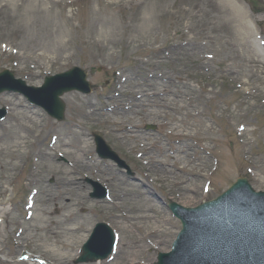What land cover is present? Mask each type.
I'll return each instance as SVG.
<instances>
[{"label":"rangeland","instance_id":"rangeland-1","mask_svg":"<svg viewBox=\"0 0 264 264\" xmlns=\"http://www.w3.org/2000/svg\"><path fill=\"white\" fill-rule=\"evenodd\" d=\"M67 1L72 2L51 6L43 1V8L53 7V12L35 16L29 0H0V72L11 70L38 87L46 76L79 66L93 85L89 96H64V122L22 96H0V108L9 111L0 122V148L5 147L0 151V253L8 258L0 264H76L101 222L125 245L143 248L138 261L154 264L181 230L171 202L196 207L239 178L264 192V0L258 1L259 13L247 0ZM173 119L190 133L199 121L204 127L196 138H179L169 134ZM147 125L156 130L147 131ZM93 134L103 137L132 173L100 159ZM75 136L86 147L81 158L66 145ZM11 138L18 141L11 144ZM183 143L192 146L191 154L202 150L201 171L212 190L206 198L194 191L196 178L181 170L180 162L165 159L164 153L173 156ZM73 171L78 189L66 198L75 217L54 229L66 215L56 212L64 199L62 181ZM120 181L140 195L154 192L157 199L148 214L156 219L141 222L140 229L127 223L139 203L114 208L124 189ZM92 182L109 191L108 199L91 198ZM32 200L37 202L33 210L26 209ZM162 219L170 224L155 236L156 221ZM77 225L83 228L79 240L70 252L63 250L69 237L62 233ZM45 227L60 234L52 236ZM22 252L45 263L14 261ZM123 259L94 264H125Z\"/></svg>","mask_w":264,"mask_h":264},{"label":"water","instance_id":"water-1","mask_svg":"<svg viewBox=\"0 0 264 264\" xmlns=\"http://www.w3.org/2000/svg\"><path fill=\"white\" fill-rule=\"evenodd\" d=\"M5 90L24 92L39 105L43 106L50 115L62 120L64 118L65 107L60 100V96L73 90L89 93L90 86L86 81L85 72L75 68L65 74L48 78L45 87L41 90L28 89L23 82L14 81L9 72H4L0 74V93ZM3 116L4 112L0 111V118ZM96 141L98 152L101 156L118 161L117 156L106 147L100 138H97ZM119 163L121 166H124L121 161ZM242 182L245 181H239L234 189H245L247 196L254 200H259L258 197L264 198L261 195L254 194ZM171 208L183 220L185 231L176 243L173 254L163 257L160 264H177V262L195 264H264V207L257 213L258 219L262 221V225L259 226L261 231V237L259 238L249 234V232L239 230L240 224L215 228L211 225L214 221L205 220L203 215L200 214L199 209L179 211L175 204L171 205ZM180 212L185 213L181 214ZM193 218H195V222ZM105 229V226L99 227L92 240L84 247V255L78 262L103 259L110 252L112 248V238L110 235L108 237L105 236L106 246L104 248L100 246V250L97 252L100 242L103 241L101 233ZM190 242H193V246H198L199 249L201 244V248L204 250L217 248L218 251L223 253H217L216 256L210 257L202 253H200L201 255L181 253ZM91 248L94 249L91 251Z\"/></svg>","mask_w":264,"mask_h":264},{"label":"bare ground","instance_id":"bare-ground-1","mask_svg":"<svg viewBox=\"0 0 264 264\" xmlns=\"http://www.w3.org/2000/svg\"><path fill=\"white\" fill-rule=\"evenodd\" d=\"M26 1H28V0H26ZM43 1L48 2L51 6L63 4L64 2H66V0H29L30 3L34 4L33 8H32L33 15L41 16L46 12H49L50 14L53 12L52 11L53 7H51L50 9L43 8V6H42ZM73 2H75V0H72V2L67 1V4H70ZM101 21H102V19H101ZM66 22H67V24L70 23L67 18H66ZM68 27H72L71 23L68 24ZM186 44L187 43L181 44V46L185 47ZM184 110H185L184 106L179 107V111H184ZM195 117L198 118L199 114H196ZM173 122H175V124L172 125V129L169 131V133L173 136L183 138V139H190L191 137L196 138L198 135L201 134V130L204 127V124L201 121L197 122V128H196V126H193L194 131H195V134H194V131H193V133L187 132L182 126L178 125V124H180V122L178 123V121H176L175 119H173ZM115 123H117V122H115ZM206 127L208 130H210L212 125H206ZM129 134L135 135L132 132ZM22 140H24V139H22ZM16 141H18L17 138H11L10 141H8V142L13 144L12 142L15 143ZM183 141H185V140H183ZM0 142H2V141H0ZM185 143H183V145L180 146L179 148H176L174 151V155L171 157L167 156L166 153H164L165 159L166 160H172L175 163L180 162L182 164V167L180 169L183 171H186L191 178L192 177L196 178L195 183L198 184L199 186L194 185V187H192L194 189V191L195 192L199 191L202 193V195L204 197H206L211 193L212 190L208 189V182H207L206 176L203 175L202 171H201L202 160H201V157H199V155L202 153V152H200L202 150H201V148L197 147V148H195V150H193V153L191 154V153H189V151L192 150V146H187ZM62 145H63V143H62ZM66 145L69 148H73L74 150H76V152L79 155L78 156L79 158H81V156L84 155L86 147L83 146V141H81L76 136L71 137ZM67 146H66V148H68ZM2 147L5 149L4 146H2ZM141 147L145 148L144 144H141ZM3 148H0V151ZM8 148L9 147H6L7 150H8ZM18 148H19V144L14 145V147H13V149H18ZM203 148H204V150H206L205 147H203ZM184 159H187V161L184 162ZM162 164H165V163H162ZM82 167L86 168V167H88V164L83 163ZM148 172L150 173L152 171L150 170ZM76 174L77 173L75 171H73L72 174H69L62 181V183H63V190H62L63 194H62V196H64V199H63L62 204H59L57 206L56 212H58L60 214L62 212H65L66 215H64L63 220L57 221L53 224L54 229H57V227L60 225L65 226L66 225L65 223L68 219L75 217V214L72 211L74 208V205H72L71 202L67 200L66 196L71 194V193H74L78 189V188H75L76 187L75 181L73 180V176H75ZM120 186L124 187V189L121 190L120 192H118L119 195L113 201V205H114L115 209L122 208V206L125 202L139 203L138 206L132 208L131 212H129V213H132L131 214L132 216L127 217V223H129L132 228H136V229L143 228L140 225L141 222H147V221H150L151 219H156V218L150 217L148 214V213H151V211L153 209V207H152V202L154 203L153 199H157V197L153 194L154 192L150 193V192H146L144 190L142 192V194L140 195V193H138V192L137 193L133 192L129 188V186L124 185L123 183H121V181H120ZM192 188H189V190H193ZM144 189H147V188L144 187ZM42 216L45 217V212L43 213ZM44 223H46V221ZM169 224H170V220L162 219L161 221H156V225L154 226V228H156V229L152 232V234L155 236H158L159 231L165 233L167 231L165 229V226H168ZM54 229H51V228L49 229L47 227L43 228L44 232H48L52 236H53V234H55V236L60 234V232L58 233ZM45 230H47V231H45ZM52 230H54V232ZM82 231H83L82 226L77 225V226H73L72 228L67 229L65 231V233L63 232L62 234H67L69 237L67 239V243L65 242V244H64L63 250H69V252L71 250H73V248L76 244L75 241L77 239L79 240L80 237H78V235ZM159 238H161V235L159 236ZM121 241L122 240L120 239L119 243H118V247L115 250V257L118 258L119 256L123 255V258L126 260L125 264H146L145 262L138 261V259H137L139 256H142V257L144 256L142 247H138V244L135 242H132V243L125 245L124 241H122V243H121Z\"/></svg>","mask_w":264,"mask_h":264},{"label":"trees","instance_id":"trees-1","mask_svg":"<svg viewBox=\"0 0 264 264\" xmlns=\"http://www.w3.org/2000/svg\"><path fill=\"white\" fill-rule=\"evenodd\" d=\"M251 2V4H254L255 3V0H249Z\"/></svg>","mask_w":264,"mask_h":264}]
</instances>
